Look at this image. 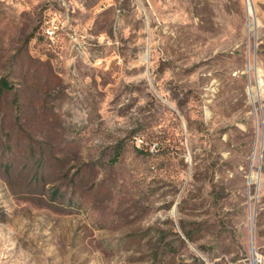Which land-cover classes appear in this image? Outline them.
Instances as JSON below:
<instances>
[{"label": "rangeland", "instance_id": "obj_1", "mask_svg": "<svg viewBox=\"0 0 264 264\" xmlns=\"http://www.w3.org/2000/svg\"><path fill=\"white\" fill-rule=\"evenodd\" d=\"M249 2L0 0V264H264Z\"/></svg>", "mask_w": 264, "mask_h": 264}, {"label": "trees", "instance_id": "obj_2", "mask_svg": "<svg viewBox=\"0 0 264 264\" xmlns=\"http://www.w3.org/2000/svg\"><path fill=\"white\" fill-rule=\"evenodd\" d=\"M9 88H10L9 82L5 79H1L0 80V91L8 90ZM184 234L189 241H194L193 233H191L190 231L184 230ZM195 259L197 262H199V264H205L204 260H202L201 258L195 257Z\"/></svg>", "mask_w": 264, "mask_h": 264}, {"label": "bare ground", "instance_id": "obj_3", "mask_svg": "<svg viewBox=\"0 0 264 264\" xmlns=\"http://www.w3.org/2000/svg\"><path fill=\"white\" fill-rule=\"evenodd\" d=\"M247 5H248L247 12H248V15L250 16L252 14V9H251L252 7L250 6L249 0H248ZM248 29H249V24H248ZM251 262H252V264H256L255 263V256L252 258V261Z\"/></svg>", "mask_w": 264, "mask_h": 264}, {"label": "water", "instance_id": "obj_4", "mask_svg": "<svg viewBox=\"0 0 264 264\" xmlns=\"http://www.w3.org/2000/svg\"><path fill=\"white\" fill-rule=\"evenodd\" d=\"M252 8H253V5H252ZM254 256H255V253H254L253 237H251V258H253Z\"/></svg>", "mask_w": 264, "mask_h": 264}, {"label": "built area", "instance_id": "obj_5", "mask_svg": "<svg viewBox=\"0 0 264 264\" xmlns=\"http://www.w3.org/2000/svg\"><path fill=\"white\" fill-rule=\"evenodd\" d=\"M136 142H137L138 145H140V144L143 143L144 141H143V139H142L141 137H137V138H136Z\"/></svg>", "mask_w": 264, "mask_h": 264}]
</instances>
